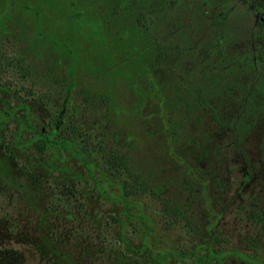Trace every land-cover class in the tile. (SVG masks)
Masks as SVG:
<instances>
[{
  "label": "rangeland",
  "instance_id": "rangeland-1",
  "mask_svg": "<svg viewBox=\"0 0 264 264\" xmlns=\"http://www.w3.org/2000/svg\"><path fill=\"white\" fill-rule=\"evenodd\" d=\"M225 1L246 25L219 60L230 83L201 101L186 60L175 89L145 66L141 91L115 77L93 0H0V264H264V0Z\"/></svg>",
  "mask_w": 264,
  "mask_h": 264
},
{
  "label": "trees",
  "instance_id": "trees-1",
  "mask_svg": "<svg viewBox=\"0 0 264 264\" xmlns=\"http://www.w3.org/2000/svg\"><path fill=\"white\" fill-rule=\"evenodd\" d=\"M63 0H51L50 8L56 13L57 7ZM230 1V0H229ZM225 0H93V10L100 22L101 33L106 48L100 52L99 57L104 62L113 61L116 72L123 75V79L129 84L134 82L139 90L145 89L150 82L143 75V68L153 72L154 78L161 84V89L178 86L173 74L178 75L182 61L191 63V68L181 72L178 82L191 84L196 82V99L202 101L204 96L223 92L224 85L229 84L224 78L225 71H229L231 64L223 65L221 58L226 57V62L235 58L234 55L226 54V40L235 27L240 29L246 25L247 16L235 10L225 11L228 4ZM264 11V2H261ZM227 13H225V12ZM70 31V30H69ZM259 49L257 63L264 65V16L259 20L258 28ZM94 40V39H93ZM199 49H204L208 57H217L211 66L202 68L199 60L202 59ZM60 53L63 51L59 50ZM172 56L176 62L171 64L166 58ZM192 58H195L194 60ZM231 62L234 63V60ZM245 68H246V63ZM109 65V64H108ZM226 67V68H225ZM239 68V67H238ZM168 72L172 77L169 80H159L158 70ZM202 69V70H201ZM179 76V75H178ZM180 80V81H179ZM262 83V82H261ZM182 86V85H181ZM174 91V96L179 99L166 102L174 113L178 104L183 100L187 105L189 101L181 94L189 92L186 87ZM180 91V92H179ZM201 92V93H200ZM112 93V91L110 92ZM200 93V94H199ZM200 95V96H199ZM106 104L107 95L99 94ZM112 103L108 100L107 104ZM175 104V105H174ZM190 109L186 107L183 115L188 114ZM182 117H172L174 123ZM122 157L103 152V160L107 171L113 170L114 165L121 163ZM129 176L135 184H144L136 169L128 168ZM128 184V182H126ZM129 185V184H128ZM169 206V205H168ZM167 211L174 210V206L165 205ZM172 207V209H171Z\"/></svg>",
  "mask_w": 264,
  "mask_h": 264
}]
</instances>
